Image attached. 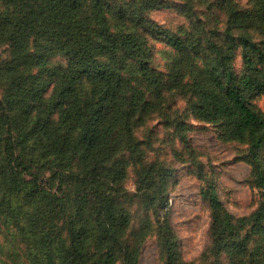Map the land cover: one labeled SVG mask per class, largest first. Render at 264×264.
Returning a JSON list of instances; mask_svg holds the SVG:
<instances>
[{"label": "trees", "instance_id": "trees-1", "mask_svg": "<svg viewBox=\"0 0 264 264\" xmlns=\"http://www.w3.org/2000/svg\"><path fill=\"white\" fill-rule=\"evenodd\" d=\"M166 7L181 25L151 18ZM0 49V264H139L149 240L158 264H186L157 151L190 117L246 144L256 195L234 216L202 190L211 264H264V0H0Z\"/></svg>", "mask_w": 264, "mask_h": 264}, {"label": "rangeland", "instance_id": "rangeland-1", "mask_svg": "<svg viewBox=\"0 0 264 264\" xmlns=\"http://www.w3.org/2000/svg\"><path fill=\"white\" fill-rule=\"evenodd\" d=\"M150 16L168 27L176 28L183 23L182 16L175 7L155 9L150 12ZM172 55L173 52L156 41L152 63L161 70L165 69ZM49 63L64 64L65 59L52 56ZM234 66L236 70H240L241 59L238 51ZM2 87L3 82L0 81V93ZM250 103L254 109L264 114L263 95L252 97ZM164 135L167 140H162L161 148L157 152L161 159H168L172 172L167 178L166 204L162 215L169 220L179 237L186 264H211L213 259L208 247L209 209L202 198V190L206 189L208 183L213 182L225 208L234 216L252 211L256 205V195L250 173L251 166L244 155L247 146L237 141L223 140L215 124L199 121L195 117L188 119L186 141H169V134ZM197 161L201 167L196 164ZM125 185L130 191L134 189L131 174ZM130 208L134 214L132 228H136L139 225L141 209L136 203H132ZM225 262L226 255L222 254L220 262L212 264ZM139 264H158L156 247L152 240L146 241Z\"/></svg>", "mask_w": 264, "mask_h": 264}]
</instances>
